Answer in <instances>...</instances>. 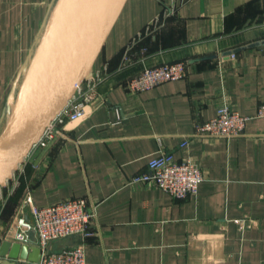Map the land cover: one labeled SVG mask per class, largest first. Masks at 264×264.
Listing matches in <instances>:
<instances>
[{"label": "crops", "instance_id": "0c3cea01", "mask_svg": "<svg viewBox=\"0 0 264 264\" xmlns=\"http://www.w3.org/2000/svg\"><path fill=\"white\" fill-rule=\"evenodd\" d=\"M55 1L0 0V132ZM262 40L264 0H126L91 70L114 71L125 49L131 65L99 85L102 105L66 138L32 149L0 189V245L29 193L39 207L87 200L92 234L50 244L83 242L86 264H264V45L221 56ZM177 61L181 79L138 93L123 86L143 67ZM223 102L248 118L243 135L191 136ZM158 150L199 164L196 194L132 181ZM239 219L249 221L242 231Z\"/></svg>", "mask_w": 264, "mask_h": 264}, {"label": "built area", "instance_id": "2783aa9c", "mask_svg": "<svg viewBox=\"0 0 264 264\" xmlns=\"http://www.w3.org/2000/svg\"><path fill=\"white\" fill-rule=\"evenodd\" d=\"M158 21L156 19L147 25L145 31L155 29ZM128 51V49L124 50L119 65L114 71L111 72L107 66L90 71L32 149H46L51 144L66 138L69 124L84 120L89 116L90 108H96L105 102L104 96L98 90L99 85L111 74L121 72L131 65L132 58ZM185 75L184 61L163 63L143 67L139 73L124 80L123 86L130 93H138L164 82L181 79ZM256 116L264 117V103L259 105ZM247 119L228 103L223 102L216 107L212 118L195 123L191 136L217 139L238 137L243 135ZM186 143L187 141H184L181 145ZM202 180V169L192 158L176 160L171 153L162 150H158L157 154L148 161L146 171L132 178L133 182L157 187L177 199L196 194ZM93 217L94 212L89 209L85 198H68L39 207L33 204L30 194L26 193L11 219L5 240L29 248L37 247L40 250V258L33 264H86L83 242L58 250L51 249L50 244L71 236H79L81 239L90 236L92 234L90 221ZM236 221L241 231L249 226V221L246 219ZM29 232H33V239L29 238ZM2 260L3 258L0 257V264ZM14 261L16 264L27 262L19 258Z\"/></svg>", "mask_w": 264, "mask_h": 264}, {"label": "water", "instance_id": "95a60500", "mask_svg": "<svg viewBox=\"0 0 264 264\" xmlns=\"http://www.w3.org/2000/svg\"><path fill=\"white\" fill-rule=\"evenodd\" d=\"M125 1H55L23 76L11 116L0 132V189L90 73ZM260 45H264V40L225 51L221 56ZM29 238L33 239V232H29ZM0 257L2 264H16L17 258L33 264L39 260L40 250L4 240Z\"/></svg>", "mask_w": 264, "mask_h": 264}, {"label": "rangeland", "instance_id": "374dc122", "mask_svg": "<svg viewBox=\"0 0 264 264\" xmlns=\"http://www.w3.org/2000/svg\"><path fill=\"white\" fill-rule=\"evenodd\" d=\"M21 82H22V81H21ZM21 82H20V84H19V86H18V89H17L16 95H15V98H14V102H13V106H12L11 112H12V110H13V107H14V104H15V101H16V98H17V94H18V91H19V88H20ZM11 112H10V114H9L8 120H9V118H10V116H11ZM7 122H8V121H7Z\"/></svg>", "mask_w": 264, "mask_h": 264}]
</instances>
